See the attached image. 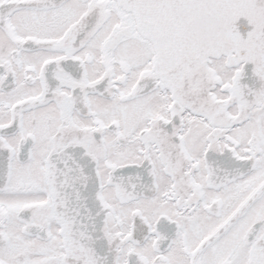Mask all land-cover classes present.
Masks as SVG:
<instances>
[{
  "label": "snow or ice",
  "instance_id": "6c2138e0",
  "mask_svg": "<svg viewBox=\"0 0 264 264\" xmlns=\"http://www.w3.org/2000/svg\"><path fill=\"white\" fill-rule=\"evenodd\" d=\"M0 264H264V0H0Z\"/></svg>",
  "mask_w": 264,
  "mask_h": 264
}]
</instances>
